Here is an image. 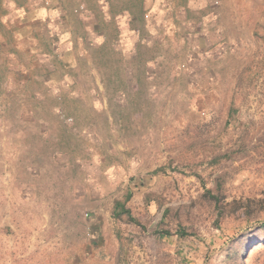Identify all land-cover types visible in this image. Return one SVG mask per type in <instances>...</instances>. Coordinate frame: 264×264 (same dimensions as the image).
<instances>
[{
	"label": "rangeland",
	"instance_id": "rangeland-1",
	"mask_svg": "<svg viewBox=\"0 0 264 264\" xmlns=\"http://www.w3.org/2000/svg\"><path fill=\"white\" fill-rule=\"evenodd\" d=\"M190 1L163 41L100 17L69 72L0 70V264H264V0Z\"/></svg>",
	"mask_w": 264,
	"mask_h": 264
},
{
	"label": "crops",
	"instance_id": "crops-1",
	"mask_svg": "<svg viewBox=\"0 0 264 264\" xmlns=\"http://www.w3.org/2000/svg\"><path fill=\"white\" fill-rule=\"evenodd\" d=\"M92 5H86V0H0V70L13 72L12 65L16 64L21 71L48 69L53 77H57L59 69L69 72L76 65L78 44L86 42L92 49L102 43L105 33L96 27L100 17L102 23L114 22L113 28L121 37L126 30H132L135 19L139 21L142 25H136L133 31L136 42L142 39L140 32L144 29L149 31L143 33L144 41L150 42L155 36L163 41L172 29L167 12L170 8L178 10L183 25L193 22L188 13L192 9L190 0L180 5L172 0H136V11L126 6L115 11L110 0H95ZM37 76L36 73L34 77Z\"/></svg>",
	"mask_w": 264,
	"mask_h": 264
},
{
	"label": "trees",
	"instance_id": "trees-1",
	"mask_svg": "<svg viewBox=\"0 0 264 264\" xmlns=\"http://www.w3.org/2000/svg\"><path fill=\"white\" fill-rule=\"evenodd\" d=\"M213 198L217 201V198L215 196H213ZM123 213L128 214L130 220L132 221L134 220V218L130 215L129 210L125 207L124 201L118 199L114 202L113 214L115 217H118L119 215Z\"/></svg>",
	"mask_w": 264,
	"mask_h": 264
}]
</instances>
